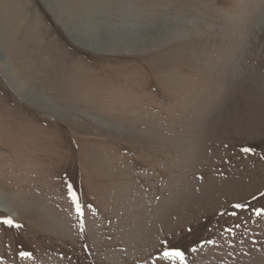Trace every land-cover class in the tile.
Returning a JSON list of instances; mask_svg holds the SVG:
<instances>
[{"label": "rangeland", "instance_id": "374dc122", "mask_svg": "<svg viewBox=\"0 0 264 264\" xmlns=\"http://www.w3.org/2000/svg\"><path fill=\"white\" fill-rule=\"evenodd\" d=\"M66 1L0 0V264H264V0Z\"/></svg>", "mask_w": 264, "mask_h": 264}, {"label": "bare ground", "instance_id": "6f19581e", "mask_svg": "<svg viewBox=\"0 0 264 264\" xmlns=\"http://www.w3.org/2000/svg\"><path fill=\"white\" fill-rule=\"evenodd\" d=\"M71 1V0H70ZM70 1H66V2H70ZM62 19H63V21H65L64 20V18L62 17ZM68 24L69 25H71L72 26V24H71V22L69 21L68 22ZM83 39V38H82ZM88 38H85V40H87ZM93 41V42H92ZM84 42V41H83ZM88 42H90L91 43V45H93V46H95V45H98V44H103V42H101L100 40H98V39H90V40H88ZM109 42V40H107L106 42H104V44H106V43H108ZM77 43H79V42H77ZM135 44L137 43L138 44V42L137 41H135L134 42ZM146 44V43H145ZM80 45H82V46H84V47H88V46H86L85 44H82V43H80ZM88 45V44H87ZM140 45H141V43H140ZM93 46H91L92 48H94ZM101 46V45H100ZM106 46V45H105ZM99 47V46H98ZM7 61V60H6ZM0 69L3 71V73H4V76H5V78L7 79V81H8V83L11 85V87L14 89V91L15 92H17V93H19L21 96H23L26 100H28V101H30L32 104H34L35 102H40V101H42V95L41 94H39L41 97L39 98V96H35V95H31V93H30V95L26 92V90L22 87V85H21V82L20 83H18L17 84V82H16V80H14V77H13V75L15 74H12V73H10V72H8L7 70H6V67H4L3 65H2V61L0 60ZM15 72V71H14ZM23 83V82H22ZM22 205V206H25L26 204H28L27 202H25L24 200H9L8 199V197H6L5 195H3L1 192H0V210L1 211H8V212H10V213H12L13 214V216H16L17 215V213H16V211H14V208L17 206V205ZM29 205V204H28ZM21 206V207H22Z\"/></svg>", "mask_w": 264, "mask_h": 264}, {"label": "snow or ice", "instance_id": "6c2138e0", "mask_svg": "<svg viewBox=\"0 0 264 264\" xmlns=\"http://www.w3.org/2000/svg\"><path fill=\"white\" fill-rule=\"evenodd\" d=\"M244 151H249V149H244ZM236 207H241L240 205H236ZM4 223L11 225L13 222L12 220H5ZM164 256L169 259H179L183 261V253L180 252L178 249H172L169 251L164 252Z\"/></svg>", "mask_w": 264, "mask_h": 264}]
</instances>
